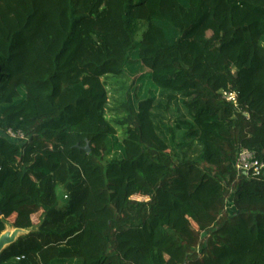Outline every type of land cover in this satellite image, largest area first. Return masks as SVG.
I'll return each mask as SVG.
<instances>
[{
	"label": "trees",
	"instance_id": "trees-1",
	"mask_svg": "<svg viewBox=\"0 0 264 264\" xmlns=\"http://www.w3.org/2000/svg\"><path fill=\"white\" fill-rule=\"evenodd\" d=\"M263 38L264 0H0V264H264Z\"/></svg>",
	"mask_w": 264,
	"mask_h": 264
},
{
	"label": "built area",
	"instance_id": "built-area-1",
	"mask_svg": "<svg viewBox=\"0 0 264 264\" xmlns=\"http://www.w3.org/2000/svg\"><path fill=\"white\" fill-rule=\"evenodd\" d=\"M224 98L230 103H233L237 106L238 96L234 92L224 93ZM4 136L9 139L11 142L19 145L24 146L28 141L29 138L26 134L22 131H15L13 129H8ZM235 169L237 170L238 174L241 176H253L258 177L263 174L264 171V164L261 163L257 158L255 153L243 149L241 150L235 160Z\"/></svg>",
	"mask_w": 264,
	"mask_h": 264
},
{
	"label": "rangeland",
	"instance_id": "rangeland-1",
	"mask_svg": "<svg viewBox=\"0 0 264 264\" xmlns=\"http://www.w3.org/2000/svg\"><path fill=\"white\" fill-rule=\"evenodd\" d=\"M261 45L264 47V38L261 40ZM108 90L110 92L111 95V103H110V109L112 110L115 105H116V101H118L119 96L114 94V90H116V88L114 87V84L112 83L111 85L108 86ZM131 95L132 92H130ZM114 98V100H113ZM110 116L114 115L113 112H109ZM184 175H186V171L183 170L182 172ZM135 199H138V197H135ZM143 200V199H140ZM95 201H96V206L93 210V213L90 215L89 217V223L95 226H101L103 225L106 221H108L110 219V217L112 216V210L110 209V207L108 206V195L107 194H102L99 195L97 197H95ZM228 209L230 212L233 211V201L232 199L228 200ZM39 225V221L35 220V228H37ZM15 231V229L12 226V222L10 221L8 223V227H7V231L5 232L4 235H11L13 234V232ZM28 233H20L16 236V239L24 236ZM122 251L124 250V248L121 249Z\"/></svg>",
	"mask_w": 264,
	"mask_h": 264
},
{
	"label": "water",
	"instance_id": "water-1",
	"mask_svg": "<svg viewBox=\"0 0 264 264\" xmlns=\"http://www.w3.org/2000/svg\"><path fill=\"white\" fill-rule=\"evenodd\" d=\"M88 151H89V148L87 147ZM28 233L27 231H24V230H20V229H15V231L13 232V234L11 235H4L5 233H3L1 236H0V255L3 253V251L5 249H7L9 246H11L12 244H14L17 239H16V236L20 233Z\"/></svg>",
	"mask_w": 264,
	"mask_h": 264
}]
</instances>
